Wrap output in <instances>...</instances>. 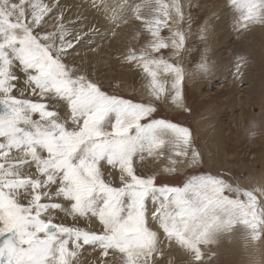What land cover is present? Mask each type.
<instances>
[{
  "label": "snow or ice",
  "instance_id": "obj_1",
  "mask_svg": "<svg viewBox=\"0 0 264 264\" xmlns=\"http://www.w3.org/2000/svg\"><path fill=\"white\" fill-rule=\"evenodd\" d=\"M91 5L114 26L126 22L128 11L144 23L150 41L125 60L146 74L152 100L109 95L68 64L69 50L82 35L67 39L60 17L55 31H44V18L53 10L47 4L0 0V264H74L85 245L98 248L102 257L121 254L122 264H155L162 255L161 234L188 254L189 264H204L202 249L237 225L259 240L264 205L255 192H241L210 174L191 177L183 186H158L155 175L136 172L135 159L163 156L159 150L166 142L174 156L167 157L170 166L162 172H175L184 161L174 157L188 158L189 152L187 163H200L187 128L154 118L153 101L167 98L182 106L184 69L164 56L169 48L173 56L185 49L178 0H157L158 15L151 19L128 0H91ZM230 7L240 30L264 24V0H230ZM165 28L167 38L161 34ZM206 31L207 25L201 39ZM214 70L206 59L197 65L205 77ZM21 80L25 87L17 96ZM113 173L120 186L106 178ZM54 213L70 217L72 225L53 222ZM81 220H96L101 230L80 226Z\"/></svg>",
  "mask_w": 264,
  "mask_h": 264
},
{
  "label": "rangeland",
  "instance_id": "obj_2",
  "mask_svg": "<svg viewBox=\"0 0 264 264\" xmlns=\"http://www.w3.org/2000/svg\"><path fill=\"white\" fill-rule=\"evenodd\" d=\"M33 2L47 4L53 9L44 18V31H55L57 17H60V23L69 33L67 39L82 35L80 43L69 50L71 55L67 58V63L80 74L109 95L137 103L152 100L146 74L125 60L129 51L139 54L150 41L144 23L137 20L131 11L125 13L126 22L114 26L111 20L92 7L91 0ZM163 2L171 4L173 0ZM178 2L184 14L179 28L186 35L185 49L180 55L173 56L169 48L164 56L184 69L182 106L177 107L167 98L153 101L157 108L154 118L187 128L192 146L199 152L200 163L190 166L187 163L189 152L188 158L174 157L184 161L175 165V172H162L170 166L167 157L174 156L171 143L166 142L159 150L163 156H146L143 161L136 158V172L145 177L155 175L158 186H183L191 177L205 174L222 177L234 187L238 186L241 192H255L264 205V196L260 195L264 190V24L240 30L238 14L230 7V0ZM128 3L140 4V14L146 19L158 15L157 0H128ZM171 14L175 15L174 12ZM205 25L207 31L201 39L200 30ZM161 34L167 38L169 29H163ZM202 59L215 66L211 77L197 71ZM161 79L170 83L168 77L162 76ZM24 87L23 80L19 81L14 94L18 96L19 88ZM29 98L37 99L34 96ZM114 119V114L110 115L109 122L113 123ZM12 155H15L14 151ZM106 178L114 186H120L117 174L106 175ZM147 207L149 210L154 207L151 200ZM53 215V222L73 223L63 214ZM80 226L96 232L101 230L96 220H81ZM202 250L204 264H264V234L253 241L249 230L237 225ZM160 252L162 255L154 258L155 264H189L188 254L166 241L163 234ZM122 259L119 253L102 257L98 248L85 245L79 250L74 264H103L104 260L109 264H122Z\"/></svg>",
  "mask_w": 264,
  "mask_h": 264
},
{
  "label": "bare ground",
  "instance_id": "obj_3",
  "mask_svg": "<svg viewBox=\"0 0 264 264\" xmlns=\"http://www.w3.org/2000/svg\"><path fill=\"white\" fill-rule=\"evenodd\" d=\"M34 170V169H33ZM54 216V215H53ZM58 216H56V218H57Z\"/></svg>",
  "mask_w": 264,
  "mask_h": 264
}]
</instances>
